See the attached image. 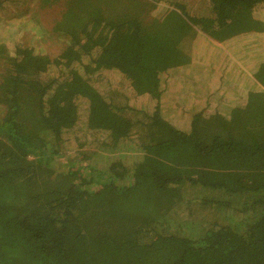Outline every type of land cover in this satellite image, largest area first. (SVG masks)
I'll return each mask as SVG.
<instances>
[{
    "label": "trees",
    "instance_id": "trees-1",
    "mask_svg": "<svg viewBox=\"0 0 264 264\" xmlns=\"http://www.w3.org/2000/svg\"><path fill=\"white\" fill-rule=\"evenodd\" d=\"M34 1L45 14L62 0ZM207 1L198 17L172 1L159 13L161 0H64L42 29L65 37L55 57L23 44L25 18L8 23L0 264H264V47L246 49L256 80L221 48L208 66L201 48H183L264 34V0ZM197 94L205 106L181 130L169 116L181 103L165 99ZM88 135L99 151L82 149ZM193 187L219 213L204 227L177 216Z\"/></svg>",
    "mask_w": 264,
    "mask_h": 264
},
{
    "label": "rangeland",
    "instance_id": "rangeland-1",
    "mask_svg": "<svg viewBox=\"0 0 264 264\" xmlns=\"http://www.w3.org/2000/svg\"><path fill=\"white\" fill-rule=\"evenodd\" d=\"M161 1L163 2L158 3L159 13H164V10L167 8L166 5L164 4L166 3V1L169 2L172 1L173 3L175 2L181 3L186 9V13L193 16L207 17L210 12L207 0H161ZM43 10L45 14H42L38 3L34 0L5 1L3 8L0 7V42L4 41V39H6L7 41L8 40L7 37L11 33H13L14 27L13 26L7 27L8 23H10L14 19L25 18L28 26L21 37L23 44L26 46H31L35 50H43L50 57L58 56L59 53L62 51V49H64L65 47V37L53 36L52 34H49L48 31L44 33L45 29L43 30V32L42 29L54 25V19L57 18V15H59V13L64 10V0L60 1V4H58L57 6L43 8ZM262 17L264 16L262 15ZM43 25H45L46 27H43ZM247 37L248 38L245 37L240 40L235 39L233 41V44H231L232 46L230 45L229 47L226 45V43H219L210 37H205L208 42L203 38H199L196 42L194 38L186 39L183 48L188 54H192V52H196L198 49L201 48L203 50L205 57V65L207 66L213 60V54L215 53L214 48L215 47L221 48L227 53L228 56H230L233 62H236L241 68L249 72L248 74L251 76V78L253 80H256V78L254 79L252 74V72L255 73V71L252 72L249 71L250 67L244 64V59H246L245 57L247 52L246 49L251 51L255 49L259 50L261 46L264 47V34H259V36H247ZM250 61H255V60L250 57ZM216 72L217 74L219 72V75L224 74V69H220V68L216 69ZM219 75H217L218 78L220 77ZM261 78L264 79V77ZM181 81L182 80H176L175 81L176 84L174 87L180 88V86L183 85ZM258 86L261 88L260 85ZM234 88H235V84L230 83L224 87V90L226 92H230ZM240 91L243 90L240 89ZM126 92L128 94H131L129 93V90H126ZM125 97H127V94H125ZM125 97L117 92L110 94L111 102L117 108H122V106L126 105L127 100L125 99ZM128 97H133V96L131 95ZM197 97L198 94L195 95L193 99L189 97L186 99V98H182L181 96L174 98H169L167 96V98L165 99V101L167 102V107L173 106L175 103L176 104L181 103L180 106H177L176 109L172 108V110L175 111L176 113H171V114L169 113V116L170 115L173 116V119L176 122H178L177 127L179 129L181 130L187 129L188 123L191 121L193 112L200 110L203 108V106H205L204 102L206 100V97L203 100H198ZM146 101L147 100H145L143 103H141L142 102L141 101L140 105L145 106V104H148L146 103ZM215 108L216 107H208V109L211 110L212 112L216 110ZM139 116H140L139 118L142 117L141 115ZM169 116L168 118L166 117L168 121L170 123L174 122V120ZM86 139L87 141L82 148L84 151L87 152L99 151L101 146V140L95 139L90 135H88ZM144 141H147V139ZM74 152L75 151L70 152V154H73ZM65 169L66 168H64V170ZM185 192L187 195H191L193 197V202H191L190 205H187L190 207L191 209L190 212H192L193 214L188 216L190 212L189 213L183 212L187 206L181 205L179 212L177 214L178 218L181 221H185L188 218H190L194 222H199L201 224V227H204L205 223L207 222L211 223L218 218L219 213L216 212L214 209L211 211L210 207L206 208L201 206L200 199H202V195L204 193L203 189H200L199 187H193L186 189ZM206 227L207 225L205 226V228ZM181 229L182 228H179V230Z\"/></svg>",
    "mask_w": 264,
    "mask_h": 264
}]
</instances>
